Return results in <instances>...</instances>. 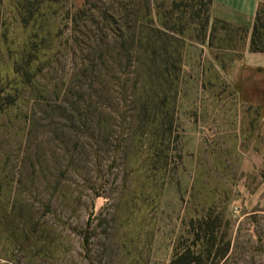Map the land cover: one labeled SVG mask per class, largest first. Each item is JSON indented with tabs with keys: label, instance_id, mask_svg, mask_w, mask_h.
<instances>
[{
	"label": "rangeland",
	"instance_id": "rangeland-1",
	"mask_svg": "<svg viewBox=\"0 0 264 264\" xmlns=\"http://www.w3.org/2000/svg\"><path fill=\"white\" fill-rule=\"evenodd\" d=\"M146 5L182 39L172 125L152 136L131 123L129 67L97 99L107 122L73 109L96 100L81 51L97 28L112 43ZM208 17L209 0H0V264H264V118L218 83V122L198 129L179 95L192 45L226 64L246 43Z\"/></svg>",
	"mask_w": 264,
	"mask_h": 264
},
{
	"label": "trees",
	"instance_id": "trees-1",
	"mask_svg": "<svg viewBox=\"0 0 264 264\" xmlns=\"http://www.w3.org/2000/svg\"><path fill=\"white\" fill-rule=\"evenodd\" d=\"M210 2L211 0H209ZM86 7L87 4L85 9L79 11L85 13ZM145 9L146 14L142 18L139 16L130 18L129 14L125 18L123 17L129 32L120 31L121 26L114 27L113 33L117 38L113 39L112 43L108 42L109 33L104 30H110L109 24L97 28L93 43L88 45L89 50L85 47L81 51V58L87 62L86 66H90L89 70L86 69L87 67L82 69L83 76L85 77V72H92L91 86L99 85V89L93 91L96 100L87 105L83 103V106H79L80 103L75 102L73 107L76 112L84 113V117H87L88 111L94 115L99 113L100 121L107 122V118L102 116L103 109L97 99H106V86L104 87L106 78L117 80L119 77L115 72H118L122 67H129L132 69V78L128 79L126 83H132L130 90L134 94L131 111H138L137 114L132 115L131 123L136 124L135 128H138L135 130L140 131L142 136L148 131L146 128L148 124L160 125L161 129H163L162 126L172 125L171 120L167 122V118L168 114H171L170 108L174 93L177 94L178 91L179 71L181 72L182 67V52L180 51L182 39L167 30L156 27L151 7L146 5ZM107 11L109 12V9L104 7L101 18L106 16L107 20L110 19V23H112L111 19L114 16L109 15ZM207 21H209V17ZM255 34L256 25L251 37L252 49L264 51V48L257 44L258 40H256ZM156 52H160L161 60L156 56ZM107 58L115 63L114 72L107 65ZM127 89L126 87L124 91ZM148 132L152 136L153 132Z\"/></svg>",
	"mask_w": 264,
	"mask_h": 264
},
{
	"label": "crops",
	"instance_id": "crops-1",
	"mask_svg": "<svg viewBox=\"0 0 264 264\" xmlns=\"http://www.w3.org/2000/svg\"><path fill=\"white\" fill-rule=\"evenodd\" d=\"M259 9L260 0H211L209 3L210 20L225 22L231 28L243 31L246 43L226 64L217 60L209 41L192 45V50L186 53L179 95L193 112L189 114V121L198 129L207 126L209 131L218 122L215 121L217 101L222 97L218 83L234 93L240 106L256 108L264 118V51H254L251 47ZM194 112L199 117L194 118ZM206 114L210 117L203 123L201 115Z\"/></svg>",
	"mask_w": 264,
	"mask_h": 264
}]
</instances>
